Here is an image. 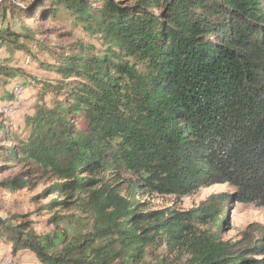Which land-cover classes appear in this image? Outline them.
Segmentation results:
<instances>
[{"label": "trees", "instance_id": "trees-1", "mask_svg": "<svg viewBox=\"0 0 264 264\" xmlns=\"http://www.w3.org/2000/svg\"><path fill=\"white\" fill-rule=\"evenodd\" d=\"M27 17L71 14L105 47L40 62L60 79H27L9 65L35 38L0 26V103L13 80L39 89L25 128L0 113V170L56 178L46 191L73 198L92 230L40 234L28 214L0 215V244L29 251L37 264H264V225L223 237L229 205L264 206V0H31L6 6ZM40 45V43H38ZM56 98L47 100L48 93ZM129 175L133 195L118 187ZM228 183L189 210L141 208L136 194L176 197ZM21 175L8 190L30 186ZM68 204L67 200L52 202ZM52 204V205H53ZM164 246L155 263L146 249Z\"/></svg>", "mask_w": 264, "mask_h": 264}, {"label": "rangeland", "instance_id": "rangeland-1", "mask_svg": "<svg viewBox=\"0 0 264 264\" xmlns=\"http://www.w3.org/2000/svg\"><path fill=\"white\" fill-rule=\"evenodd\" d=\"M31 0H3L6 6L27 4ZM133 2L135 0H123ZM9 8V7H8ZM1 10V6H0ZM28 24L35 33V38L30 40L20 39L31 49L30 52L16 51L13 53L11 66L20 67L23 70L24 77L27 79L53 80L60 79L56 73L40 66V62L56 64L57 57L61 54L78 52L81 45L94 46V53L101 55L105 47L102 41L96 35H91L83 29L80 23L75 22V17L71 14L59 13L55 17H27L16 9H8L6 19L0 14V26L11 27L13 30L22 31V24ZM40 43V45L38 44ZM0 53L9 56V52L2 48ZM17 84L20 85V94H17ZM10 91L16 98L13 101L0 103V113L11 115L14 119V126L18 132L25 128L23 113L30 110L38 101L39 89L24 86L22 79L13 80L8 85ZM5 90L0 89V95ZM57 95L50 92L46 99H54ZM26 168L19 166L14 169L0 170V181L5 178H13L21 175L31 180L30 186L23 189L8 190L0 186V215L3 217L10 214H28L34 221L37 231L46 235L48 233L58 232L67 233L73 236L77 233H87L91 231L93 219L91 214L82 206V199L85 192L76 193L73 198H68L66 194L51 193L45 191L57 181L56 178L49 176L31 177L24 174ZM129 175H125V181L119 183L122 194L130 197L133 195L131 184L128 181ZM234 187L228 183L214 184L208 187H202L197 192L182 197L175 195H162L155 192L144 193L138 191L137 200L142 203L141 208L145 210H157L172 207L177 210H189L199 205L209 195L220 192H232ZM54 200H67L68 204H53ZM53 204V205H52ZM252 223L264 225V206L253 203L236 201L229 205L227 221L224 225L223 237L226 240H237L241 232ZM10 247L6 244H0V264H37L34 254L29 251H22L16 255L10 253ZM163 256L169 259L176 258L169 255L164 246H153L146 249L145 260L155 263ZM7 260V261H6Z\"/></svg>", "mask_w": 264, "mask_h": 264}, {"label": "bare ground", "instance_id": "bare-ground-1", "mask_svg": "<svg viewBox=\"0 0 264 264\" xmlns=\"http://www.w3.org/2000/svg\"><path fill=\"white\" fill-rule=\"evenodd\" d=\"M20 87L21 86L17 84V94H16L17 96H18V94H20V90H21ZM2 264H6V262H3Z\"/></svg>", "mask_w": 264, "mask_h": 264}, {"label": "water", "instance_id": "water-1", "mask_svg": "<svg viewBox=\"0 0 264 264\" xmlns=\"http://www.w3.org/2000/svg\"><path fill=\"white\" fill-rule=\"evenodd\" d=\"M2 2H3V0H0V6H1Z\"/></svg>", "mask_w": 264, "mask_h": 264}]
</instances>
